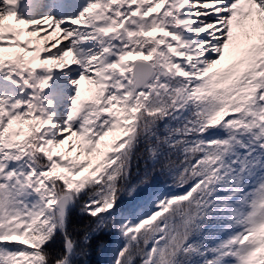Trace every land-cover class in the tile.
<instances>
[{"label":"snow or ice","instance_id":"snow-or-ice-1","mask_svg":"<svg viewBox=\"0 0 264 264\" xmlns=\"http://www.w3.org/2000/svg\"><path fill=\"white\" fill-rule=\"evenodd\" d=\"M105 238L264 264V0H0V264Z\"/></svg>","mask_w":264,"mask_h":264},{"label":"trees","instance_id":"trees-1","mask_svg":"<svg viewBox=\"0 0 264 264\" xmlns=\"http://www.w3.org/2000/svg\"><path fill=\"white\" fill-rule=\"evenodd\" d=\"M146 197L138 198L137 200H130L128 197H125L126 207L129 211L143 210L142 206ZM88 221V218L81 216L79 208L73 210L70 216V229L72 227L81 228ZM103 243L105 247H111L113 244L105 238L103 241L93 240L92 246L89 248V255L83 259L87 261V264H110L111 255L110 251L104 252L100 244Z\"/></svg>","mask_w":264,"mask_h":264},{"label":"rangeland","instance_id":"rangeland-1","mask_svg":"<svg viewBox=\"0 0 264 264\" xmlns=\"http://www.w3.org/2000/svg\"><path fill=\"white\" fill-rule=\"evenodd\" d=\"M84 88H87L88 87V85L86 84V83H83V85H82Z\"/></svg>","mask_w":264,"mask_h":264}]
</instances>
